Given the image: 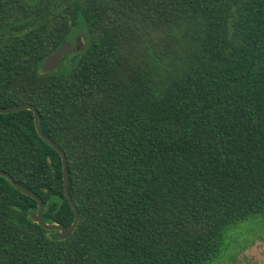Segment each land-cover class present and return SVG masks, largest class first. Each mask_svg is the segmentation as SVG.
<instances>
[{
    "label": "trees",
    "instance_id": "1",
    "mask_svg": "<svg viewBox=\"0 0 264 264\" xmlns=\"http://www.w3.org/2000/svg\"><path fill=\"white\" fill-rule=\"evenodd\" d=\"M79 21L75 65L42 71ZM19 103L79 220L56 237L0 176V264H213L264 218V0H0V106ZM0 170L72 222L31 110L0 113Z\"/></svg>",
    "mask_w": 264,
    "mask_h": 264
},
{
    "label": "rangeland",
    "instance_id": "2",
    "mask_svg": "<svg viewBox=\"0 0 264 264\" xmlns=\"http://www.w3.org/2000/svg\"><path fill=\"white\" fill-rule=\"evenodd\" d=\"M138 31L141 46H148L150 36L147 30L141 26ZM86 34V29L81 21L71 27L66 37V42L71 48L56 72H67L75 65L77 58L85 48ZM79 39L84 45L80 48ZM261 220L257 217L244 220L238 224L237 228H233L226 236L227 251L219 262L217 260L213 264H264V218Z\"/></svg>",
    "mask_w": 264,
    "mask_h": 264
},
{
    "label": "water",
    "instance_id": "3",
    "mask_svg": "<svg viewBox=\"0 0 264 264\" xmlns=\"http://www.w3.org/2000/svg\"><path fill=\"white\" fill-rule=\"evenodd\" d=\"M66 49H67V46H64L62 48L57 49L53 53H50L49 55L45 56V58L43 59L42 64H41L42 71L46 72V71H51V70L55 69L60 64L61 58L65 54L64 52L66 51ZM19 109H28V110H31L33 112L34 125H35V128H36L38 134L40 135V137H42L47 143H49L51 146H53L60 153V156L62 159V175H63L64 195L74 210V217H73L72 222L69 225H62V224L57 223V222H53V221L48 222V221L44 220L43 215H42V213H43V202H42L41 198L37 194H35L34 192L29 191L27 189H24L7 172L0 170V176L7 178L9 180V182L13 186H15L20 192L25 193L27 195H30L36 199L37 208H36V210L32 211L29 215L30 219L33 222L37 223L38 225H40L44 229L53 231V233L56 237H60V238L67 237L76 228V225H77L78 220H79V212H78V209H77L76 205L74 204V202L70 196L69 189H68L67 162H66L65 153L60 147H58L54 143V141H52V139H50V137H48L46 134H44V132L41 130L40 124H39L38 110L36 109V107L33 104H31V103H19L17 105H12V106H8V107L0 106V113L13 112V111H16Z\"/></svg>",
    "mask_w": 264,
    "mask_h": 264
},
{
    "label": "flooded vegetation",
    "instance_id": "4",
    "mask_svg": "<svg viewBox=\"0 0 264 264\" xmlns=\"http://www.w3.org/2000/svg\"><path fill=\"white\" fill-rule=\"evenodd\" d=\"M67 34H68V32H67L66 34H64V35L62 36V38H61V40H62L63 43H62L60 46L56 47L54 50H52L51 53H53V52L56 51L57 49L62 48V47H64V46H67V49H66V51H65L64 53H68V52H69V50H70L71 47H70L69 43L66 42ZM78 42H79V44H80V45H79V48L84 46V45H82V40H81V39H79Z\"/></svg>",
    "mask_w": 264,
    "mask_h": 264
}]
</instances>
